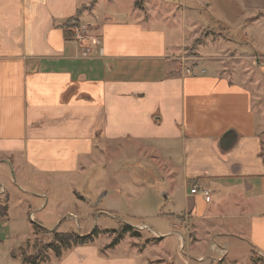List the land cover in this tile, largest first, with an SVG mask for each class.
Returning a JSON list of instances; mask_svg holds the SVG:
<instances>
[{"label":"crops","instance_id":"obj_1","mask_svg":"<svg viewBox=\"0 0 264 264\" xmlns=\"http://www.w3.org/2000/svg\"><path fill=\"white\" fill-rule=\"evenodd\" d=\"M175 1L136 0L125 6L124 0H0V221L10 219L13 191L21 196L19 211L33 220L31 208L43 210L47 204L38 188L31 198L23 188L9 189L12 181L38 187L43 177H75L69 180L72 188L86 168L116 154L144 156L152 150L170 160L162 148L177 146L187 184L184 216L174 225L180 232H172L174 259L162 240L171 233L137 224L131 227L136 236L124 233L113 245L114 237L98 246L92 238L34 264H219L228 254L225 238L235 236L251 261L264 263V105H256L260 98L243 86L264 94V80L245 63L239 68L242 60L252 67L264 62L259 63L258 53L233 52L213 41L219 33L207 31L204 14H193L199 5L219 0H177L187 3L181 6L180 30L173 18ZM240 1L251 14L220 18H241L253 44L255 34L264 37V0ZM117 4L124 9L116 11ZM81 25L95 44H76L74 31ZM204 30L189 66L180 55ZM208 45L216 49L214 62L201 64L205 55L200 53ZM225 137L233 138L228 148L221 143ZM192 188L210 191L209 202L191 195ZM111 194L103 192L98 200ZM248 210L255 213L245 215ZM221 218L236 226L235 220H249L248 233L213 234L217 244L207 247ZM28 239L0 264H32L20 251ZM202 246L209 257L201 255ZM116 248L124 252L116 254Z\"/></svg>","mask_w":264,"mask_h":264},{"label":"rangeland","instance_id":"obj_2","mask_svg":"<svg viewBox=\"0 0 264 264\" xmlns=\"http://www.w3.org/2000/svg\"><path fill=\"white\" fill-rule=\"evenodd\" d=\"M124 1L126 2L122 4L127 6L129 2L134 3L136 0ZM171 6L175 12L173 18H175L176 23H179L181 6L187 7V3L176 0ZM117 7L116 11L119 8L124 9L123 5L117 4ZM147 10L144 9L142 12L146 13ZM151 13H154V9ZM247 13L251 14L250 8L240 0L234 3L232 0H219L218 2L209 4V7L199 5L198 11H195L193 14H204L202 16L203 23H201L205 27H211V29L207 28V31L219 33L213 41H218L225 46L228 45V47L232 48L233 52L247 55L258 53L261 58L257 60L259 63H263L264 37L255 34V43L252 44L249 40L248 28L243 29L244 25L241 18H239L238 22L220 18L221 14L229 17L231 14H239L240 16V14ZM212 14H216L217 16H213ZM145 15L149 19L150 14L147 13ZM212 20H214V26ZM156 25L158 26V24ZM147 27L152 28L154 26L152 23H148ZM178 29L180 30V23L178 24ZM87 31L83 32L85 37L91 34L90 31ZM203 33L205 35L206 31H202L198 36L199 43L206 37L202 36ZM245 34L248 36H245ZM196 46L193 45L185 48L180 55V57H183L187 61V65L189 66H193L197 59L194 51ZM213 49L211 45L203 49L200 54L203 57L205 55V61H201V64L206 61L207 63L214 62V59L211 58V55L215 53ZM243 63H245L246 68L250 70L253 76H256L259 80H264V66L262 64L252 67L251 61L242 60L239 62V68L242 67ZM231 64L233 63L228 62L229 66ZM232 68L230 66L228 70L232 72ZM234 81L244 83L241 79ZM243 86L251 90V92L253 90L255 98H260V101H255L256 105L257 103L264 105L263 89H257L254 92V88L251 85L243 84ZM259 91L262 93L259 94ZM262 114L264 115L263 111ZM261 137L264 141V137L262 135ZM163 144V146H166L168 143L165 142ZM162 149H164V153L171 157L170 160L162 157L161 154H154L152 150L148 151V154L144 156L129 153L122 156L116 154V156L105 157L101 163L94 164L92 168H86L81 180L75 182L72 188L70 187L72 185H70L69 180L75 177H64V179L59 177L57 181L43 177L44 182L42 181L43 184L38 187L33 185L21 186L19 183L15 184L12 181L9 189L23 188L31 198H33L32 195L40 191V193L46 195L47 204L43 210L36 211L35 207H32L30 212L33 213L34 220L33 218L30 219L28 213L19 211L20 205L17 199H20L21 196L19 193H14L13 191L12 199H15L11 200L10 219L8 221H0V263L2 261L6 262L9 250L16 248L29 237L26 241L28 243H22L20 248V251L24 250L26 253L24 254L26 256L25 260L29 258L27 257L29 254L31 257L37 255L41 259V257H47L48 255L53 256L57 250L59 253H63L67 249V246H62V244L58 243L55 244L57 249L48 247L55 243L50 235L52 233L74 234L77 237L92 235L94 233L91 237L94 240V245L98 246L110 242L113 237L118 239V236L124 234L122 231L124 227H133L137 224H145L152 231L163 229L161 231L171 233L162 238V240H164L165 251L170 252L174 259L176 244L173 241L175 235H172V232H180L174 225L178 217L184 216L186 209L184 194L185 190H187V184L184 186L181 178L182 159L178 147ZM148 172L152 173L153 176ZM8 174L12 180L10 168ZM32 174L30 173L31 176ZM34 188H38L39 191H35ZM188 188L190 189V186ZM108 191H112V194L102 196L98 200L101 193ZM14 194H16L17 198ZM211 206L213 207L214 205L211 204ZM222 209L219 208L217 211L220 214L225 213L224 211L220 212ZM253 212L248 210L245 215H248V213L252 215L251 213ZM237 221L240 222V226H236L233 220L231 222L222 218L218 219L217 223L221 228L212 232L207 237L206 242L208 243L206 246L210 247L212 244H217L210 239L213 234L234 235V231L237 234H241V232L248 233L249 220H235V222ZM36 231L38 232L36 233ZM48 231L53 232L50 233ZM128 234L132 237L136 236L132 232ZM181 234L184 235L183 232ZM142 236L153 241L149 233H143ZM236 238V236L229 239L225 238L228 254L225 256L224 261L219 264H261L254 263L248 258L250 254L248 248L237 241ZM102 251L106 253V249ZM114 251L116 254L124 252L122 248H116ZM201 251V255L206 258L209 257L203 246ZM16 252L19 256L20 252L18 249Z\"/></svg>","mask_w":264,"mask_h":264},{"label":"trees","instance_id":"obj_3","mask_svg":"<svg viewBox=\"0 0 264 264\" xmlns=\"http://www.w3.org/2000/svg\"><path fill=\"white\" fill-rule=\"evenodd\" d=\"M204 35V33L202 34V36ZM199 43V39H196L192 46H196L197 44ZM123 233H134L135 235H137V231L132 229L131 227L127 226V227H124L123 228ZM94 235V233L92 234ZM120 236H118V239H119ZM91 235H87V236H84V237H77L76 235L74 234H62V233H55L53 235V240H54V245H50L48 247H52L53 249H57L55 244H62V246H70V245H74V246H82V245H87V243L91 242ZM118 239H114L110 245H113V243H116ZM56 255H59V252L58 250L56 251ZM39 259V257L37 255L33 256V257H29V258H26V261L29 262V263H36V261Z\"/></svg>","mask_w":264,"mask_h":264},{"label":"built area","instance_id":"obj_4","mask_svg":"<svg viewBox=\"0 0 264 264\" xmlns=\"http://www.w3.org/2000/svg\"><path fill=\"white\" fill-rule=\"evenodd\" d=\"M84 31H87V29L85 28V26H82V25L78 26V28L75 30L74 41L76 42V44L80 45L84 41L95 44L97 42V39L93 36H86L85 37L83 35ZM187 73L192 74V72L188 69H187ZM190 194L191 195L199 194L200 196H202V198L204 199L205 202H209V200H210V191H208L206 189H200L199 190L198 188H192L190 190ZM30 219H32V214L30 215Z\"/></svg>","mask_w":264,"mask_h":264},{"label":"water","instance_id":"obj_5","mask_svg":"<svg viewBox=\"0 0 264 264\" xmlns=\"http://www.w3.org/2000/svg\"><path fill=\"white\" fill-rule=\"evenodd\" d=\"M232 140H233L232 137H227V138L225 137V138L221 141L222 146H223L224 148H228V147L230 146Z\"/></svg>","mask_w":264,"mask_h":264}]
</instances>
